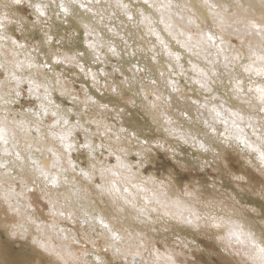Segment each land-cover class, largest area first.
<instances>
[{
    "label": "clouds",
    "instance_id": "9594fccd",
    "mask_svg": "<svg viewBox=\"0 0 264 264\" xmlns=\"http://www.w3.org/2000/svg\"><path fill=\"white\" fill-rule=\"evenodd\" d=\"M0 264H264V0H0Z\"/></svg>",
    "mask_w": 264,
    "mask_h": 264
}]
</instances>
